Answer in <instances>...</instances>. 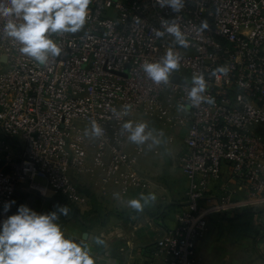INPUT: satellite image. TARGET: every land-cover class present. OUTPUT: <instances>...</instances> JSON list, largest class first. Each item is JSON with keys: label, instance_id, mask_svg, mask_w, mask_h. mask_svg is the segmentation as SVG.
<instances>
[{"label": "built area", "instance_id": "obj_1", "mask_svg": "<svg viewBox=\"0 0 264 264\" xmlns=\"http://www.w3.org/2000/svg\"><path fill=\"white\" fill-rule=\"evenodd\" d=\"M88 7L82 29L53 34L62 52L46 64L20 51L0 12V219L17 210L25 191L86 205L75 175L105 191L145 190L149 183L136 169L145 150L130 149L124 124L158 120L184 130L180 167L190 188L177 226L140 252L139 264H199L196 240L209 228V211L224 215L236 205L226 190L204 209L225 170L248 202L264 200V0H183L178 12L163 0H90ZM164 19L180 26L187 46ZM169 48L180 66L157 82L144 64L163 62ZM199 74L205 99L193 103L189 92Z\"/></svg>", "mask_w": 264, "mask_h": 264}, {"label": "crops", "instance_id": "obj_2", "mask_svg": "<svg viewBox=\"0 0 264 264\" xmlns=\"http://www.w3.org/2000/svg\"><path fill=\"white\" fill-rule=\"evenodd\" d=\"M144 122L153 136L142 143L131 140L130 149L144 147L136 169L149 186L123 194L118 187L105 191L87 175H75L88 202L73 211L67 205L68 214L59 218L66 236L91 245L96 264H122L126 260L139 264V253L151 248L167 229L176 227L178 215L186 208L190 181L180 167L184 130H171L158 120ZM226 190L232 191L235 208L224 215L209 211V228L196 240L199 264H264V200L248 202L246 189L232 182L225 170L222 179L211 184L204 209L213 207ZM153 192L156 199L150 200L143 211L128 204L132 197L143 200L141 193ZM28 195L32 200H45L46 208L66 204L51 191L46 196L36 191L22 192L21 203ZM96 236L104 243H97Z\"/></svg>", "mask_w": 264, "mask_h": 264}, {"label": "clouds", "instance_id": "obj_3", "mask_svg": "<svg viewBox=\"0 0 264 264\" xmlns=\"http://www.w3.org/2000/svg\"><path fill=\"white\" fill-rule=\"evenodd\" d=\"M172 11L183 7V0H163ZM90 0H0V12L8 19L4 25L5 34L20 44V51L34 58L40 64H46L51 57L62 52L61 46L53 37L54 33H75L85 25ZM167 31L173 33L180 44L187 46L189 40L180 26L168 19L162 21ZM207 27V21L203 23ZM157 36L164 35L163 29L156 31ZM162 61L146 62L144 68L157 82L168 81L173 69L180 66V55L169 48ZM227 72L226 67L219 69ZM194 84L189 96L193 103L205 99L201 92L206 88L203 74L193 77ZM211 101V98H209ZM115 110V109H113ZM124 127L130 130L129 139L137 143L153 136L151 130L145 131L146 122L126 121ZM93 129L99 134L102 129L93 121ZM159 142V141H157ZM141 197H132L128 204L143 211L156 194L141 193ZM15 200L5 201L3 211L9 212ZM67 204H58L50 211H38L26 203H20L14 213L0 219V264H96L90 244L78 242L66 236L58 222L61 214L67 215ZM96 242L103 244L100 236Z\"/></svg>", "mask_w": 264, "mask_h": 264}, {"label": "rangeland", "instance_id": "obj_4", "mask_svg": "<svg viewBox=\"0 0 264 264\" xmlns=\"http://www.w3.org/2000/svg\"><path fill=\"white\" fill-rule=\"evenodd\" d=\"M37 182H39V183H45V180H43V179H37ZM62 199L61 200H59L60 202H69L68 200H67V198L66 197H61ZM35 201V202H34ZM44 202H46L45 200H43V199H41V200H39V201H37V200H32V199H30L29 198V195L27 196V198H26V200H25V203L26 204H28V205H30L32 208H34V209H36V210H38V211H42L43 212V208H45L47 211H49V210H53V209H55V206L54 205H51V206H48L47 205V208L44 206ZM45 210V211H46Z\"/></svg>", "mask_w": 264, "mask_h": 264}, {"label": "water", "instance_id": "obj_5", "mask_svg": "<svg viewBox=\"0 0 264 264\" xmlns=\"http://www.w3.org/2000/svg\"><path fill=\"white\" fill-rule=\"evenodd\" d=\"M173 81L174 82H179L180 81V76L179 75L173 76Z\"/></svg>", "mask_w": 264, "mask_h": 264}, {"label": "trees", "instance_id": "obj_6", "mask_svg": "<svg viewBox=\"0 0 264 264\" xmlns=\"http://www.w3.org/2000/svg\"><path fill=\"white\" fill-rule=\"evenodd\" d=\"M58 196H61V197H64L63 195H58ZM22 202V201H21ZM67 205H71L72 206V211H73V209L75 208V206H73L72 204H70L69 202L67 203V202H65Z\"/></svg>", "mask_w": 264, "mask_h": 264}]
</instances>
